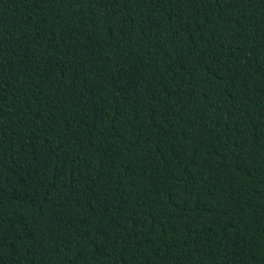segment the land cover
Returning a JSON list of instances; mask_svg holds the SVG:
<instances>
[{"label":"trees","instance_id":"obj_1","mask_svg":"<svg viewBox=\"0 0 264 264\" xmlns=\"http://www.w3.org/2000/svg\"><path fill=\"white\" fill-rule=\"evenodd\" d=\"M0 264H264V0H0Z\"/></svg>","mask_w":264,"mask_h":264}]
</instances>
